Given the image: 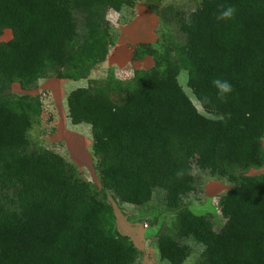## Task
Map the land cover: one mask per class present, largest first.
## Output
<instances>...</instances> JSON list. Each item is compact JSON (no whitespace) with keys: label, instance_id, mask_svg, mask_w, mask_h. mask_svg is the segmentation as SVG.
Returning a JSON list of instances; mask_svg holds the SVG:
<instances>
[{"label":"trees","instance_id":"16d2710c","mask_svg":"<svg viewBox=\"0 0 264 264\" xmlns=\"http://www.w3.org/2000/svg\"><path fill=\"white\" fill-rule=\"evenodd\" d=\"M140 2L161 30L132 60L150 57L153 67L129 81L110 68L67 97L68 120L91 141L100 190L32 142L44 111L29 92L88 80L117 44L109 12ZM162 2L0 0V37L13 36L0 43V264H137L141 252L118 231L108 193L137 208L164 196L176 213L157 236L169 264H184L191 243L203 247L195 264H264V175H248L264 168V0H201L187 10ZM228 5L234 17L218 21ZM183 71L209 117L182 88ZM215 79L232 91L218 98ZM204 178L232 185L218 199L221 228L188 207L201 203Z\"/></svg>","mask_w":264,"mask_h":264},{"label":"rangeland","instance_id":"374dc122","mask_svg":"<svg viewBox=\"0 0 264 264\" xmlns=\"http://www.w3.org/2000/svg\"><path fill=\"white\" fill-rule=\"evenodd\" d=\"M162 1V7L174 5L185 10L196 8L201 3V0ZM107 19L114 28V36L118 39L116 45H123L121 51L115 49L117 46L113 48L107 62L93 69L88 80L74 82L54 79L41 83L37 90L29 92L30 95L41 98L44 111L40 125L35 126L30 132L32 142L40 148L64 157L78 169L84 180L100 190L103 189L94 170L91 141L86 129L76 131L68 120L67 97L78 88H86L91 80L105 79L110 68L116 69L117 78L131 80L136 69L125 50L132 52L133 48L141 43L154 44L160 37L161 30L158 16L148 9L145 2L138 3L134 10L124 9L120 14L114 11L109 12ZM12 37V33L7 31L0 37V43L10 41ZM152 65L150 61L143 63L144 68H151ZM179 82L199 112L209 117L188 87L187 72L183 71L180 74ZM12 91L16 94L24 93L18 85L13 86ZM248 175H264V168L252 170ZM231 188L232 185L227 181L204 178L203 195L196 196L201 199V203L189 200L188 207L198 217L212 215L216 225L221 228L223 220L219 212L218 199ZM108 198L115 210L118 231L130 237L141 252L137 264H169L160 257L157 236L163 227L173 226L176 213L167 211L164 196H155L149 208L122 205L111 193H108ZM191 246L193 254L184 264H195L203 251L202 246L194 243H191Z\"/></svg>","mask_w":264,"mask_h":264},{"label":"clouds","instance_id":"9594fccd","mask_svg":"<svg viewBox=\"0 0 264 264\" xmlns=\"http://www.w3.org/2000/svg\"><path fill=\"white\" fill-rule=\"evenodd\" d=\"M219 7L221 10L218 12L216 16V19L218 21H227L234 17L236 11L234 6L228 5V6H219ZM213 86L217 89L218 98H223L232 91L231 84L226 80L215 79L213 80Z\"/></svg>","mask_w":264,"mask_h":264},{"label":"crops","instance_id":"0c3cea01","mask_svg":"<svg viewBox=\"0 0 264 264\" xmlns=\"http://www.w3.org/2000/svg\"><path fill=\"white\" fill-rule=\"evenodd\" d=\"M116 46H117V45H116ZM116 46H115V47H116ZM115 47H114V48H115ZM115 49H117L118 51H121V49H123V45H118L117 48H115ZM125 49H127V48H125ZM125 52L128 53V56H129V58H130V61L133 62V64H134L136 70H150V69L153 67V65H154V62H153L152 58H150V57L144 59L143 61H136V62H134V61L132 60V57H133V50H132V52H129V51L127 52V51L125 50ZM111 53H112V50H111L110 54H111ZM118 53H119V52H118ZM110 54H109V56H110ZM109 56H108V58H109ZM107 60H108V59H107ZM147 61H150V62L153 64L151 68H144V67H143V63H145V62H147ZM106 62H107V61H106Z\"/></svg>","mask_w":264,"mask_h":264}]
</instances>
